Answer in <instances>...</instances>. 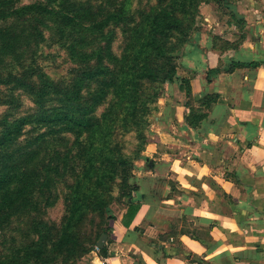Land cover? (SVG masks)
I'll use <instances>...</instances> for the list:
<instances>
[{
	"label": "rangeland",
	"instance_id": "374dc122",
	"mask_svg": "<svg viewBox=\"0 0 264 264\" xmlns=\"http://www.w3.org/2000/svg\"><path fill=\"white\" fill-rule=\"evenodd\" d=\"M254 1L192 0L185 6L181 0H0V30L18 37L12 53L1 52L0 42V140L22 123L21 131L0 146L6 181L0 189V263L90 264L99 236L133 191L136 163L168 84L185 83L177 62L180 49L202 15L227 24ZM30 4L54 13L12 12ZM61 14L74 18L73 24L64 23ZM163 16L175 27L155 37L157 51L146 43L153 26L163 25ZM144 48L151 53L146 63L154 78L129 88L137 96L129 116L116 80L133 63L142 66V55L136 62L134 57ZM98 67L109 72L86 80L80 90L88 101L108 85L91 113L93 131L39 122L43 109L66 111L65 95L75 94L83 71ZM132 69L139 75V68ZM164 77L174 80L164 83ZM44 83L52 87L42 98L48 91ZM37 99H43V107Z\"/></svg>",
	"mask_w": 264,
	"mask_h": 264
},
{
	"label": "crops",
	"instance_id": "0c3cea01",
	"mask_svg": "<svg viewBox=\"0 0 264 264\" xmlns=\"http://www.w3.org/2000/svg\"><path fill=\"white\" fill-rule=\"evenodd\" d=\"M244 12L202 15L180 49L185 83L168 84L90 264H264V0Z\"/></svg>",
	"mask_w": 264,
	"mask_h": 264
},
{
	"label": "trees",
	"instance_id": "16d2710c",
	"mask_svg": "<svg viewBox=\"0 0 264 264\" xmlns=\"http://www.w3.org/2000/svg\"><path fill=\"white\" fill-rule=\"evenodd\" d=\"M183 1V5L188 6L192 3V0H181ZM176 3V0H175ZM15 14H23L25 12H36L40 14H52L54 13L51 9L46 7L45 5L42 4H30V5H23L15 10L12 11ZM61 18L64 19V23L70 25L73 24L74 18L61 14L59 15ZM162 24L160 26L158 24L153 26V30L149 33L148 35V42L146 43L148 45H151L152 49H157L159 50V46L156 43L155 37H158L159 35L165 36L166 30H171L175 27V22L172 18H168L167 16H163L161 18ZM151 38V39H149ZM0 42H1V52L3 53H12L14 52L16 43L18 42V37L16 33L10 29H5V30H0ZM160 55H164L163 52L159 53ZM142 55V58L140 59L142 61V66L137 65V63H133L132 65L128 66L127 68L123 69V73H121V77L119 79H115L116 85L119 87L117 90L119 91L120 94H122V97L124 99V102H127L129 105V116H132L134 114L135 110V104H136V98L137 96L130 95V91L136 89L139 86L140 80H143L144 78H154L153 71L149 68L148 64L146 63V60L148 57L151 56V53L147 48H144L141 53H137L134 57V61L136 62V57H139ZM255 65L256 64H251ZM132 68H139V75L138 73H135ZM109 72V69L106 67H98L95 70H85L81 73V79L80 82H77L76 85H74V89L76 88L75 94H69L67 93L64 97V101L68 102L66 111L64 112H59L56 111L55 109H43L41 110L39 114V122L50 125L53 124L55 126H58L60 124H65L68 126H71L72 128H78V129H84V130H89L93 131L94 126L96 125L94 122V119L91 117V113L93 111L94 106L101 100L104 99L106 96V88L107 84L103 85L88 101L84 100L82 95H80V90L85 84L86 80H92L98 76H105ZM174 79L169 78V77H164L162 81L164 83H172ZM1 84V81H0ZM45 84V83H44ZM45 86L48 87V91H42L41 97L47 95L49 93V89L52 87L50 84H45ZM122 87V88H121ZM131 90H130V89ZM44 90H46L44 88ZM138 90H136L137 92ZM126 93L127 97H126ZM125 96V97H124ZM37 105L40 107H43V99H37ZM91 102V103H90ZM199 117H193L189 122L191 124H194L195 122L199 121ZM130 124V123H126ZM22 129V123H15L13 125V130L3 136L4 140H0V146H3L5 142L9 141L11 139V136L13 134H17L21 131ZM5 174L1 173L0 174V189L3 187L5 184ZM109 229L105 231L104 233L107 234ZM102 233V234H104ZM101 234V235H102ZM100 235V236H101ZM99 236V238H100ZM103 251V249H100ZM2 264V263H0Z\"/></svg>",
	"mask_w": 264,
	"mask_h": 264
},
{
	"label": "water",
	"instance_id": "95a60500",
	"mask_svg": "<svg viewBox=\"0 0 264 264\" xmlns=\"http://www.w3.org/2000/svg\"><path fill=\"white\" fill-rule=\"evenodd\" d=\"M106 240H107V234L104 233L100 236L99 240L97 241L96 247L98 249H102L104 247ZM112 264H119V261L115 259L112 261Z\"/></svg>",
	"mask_w": 264,
	"mask_h": 264
},
{
	"label": "built area",
	"instance_id": "2783aa9c",
	"mask_svg": "<svg viewBox=\"0 0 264 264\" xmlns=\"http://www.w3.org/2000/svg\"><path fill=\"white\" fill-rule=\"evenodd\" d=\"M95 248H96L97 251L99 250L97 247H95Z\"/></svg>",
	"mask_w": 264,
	"mask_h": 264
}]
</instances>
